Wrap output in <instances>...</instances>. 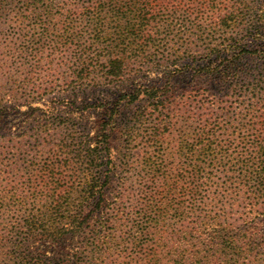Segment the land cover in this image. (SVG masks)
Here are the masks:
<instances>
[{
    "label": "trees",
    "instance_id": "1",
    "mask_svg": "<svg viewBox=\"0 0 264 264\" xmlns=\"http://www.w3.org/2000/svg\"><path fill=\"white\" fill-rule=\"evenodd\" d=\"M84 1L93 3L95 16L92 21L96 24L93 28L94 50L87 49V55L82 57L110 59L125 57L129 51L140 56L156 45L154 30L163 22L168 4L173 2ZM222 1L177 0L175 7L183 15H191V11L196 13L197 21L211 18L218 12L224 13L223 22H233L244 28L241 38L234 39L236 51L232 58L209 60L202 73L193 76L206 79L203 85L207 88L202 89V94L193 91L188 96L178 95L176 88L167 84L162 89L133 90L120 95L113 104L100 101L77 110L81 117L86 113H97L102 119L97 130L85 126L65 135L57 149L49 153L50 157L44 163L48 165L40 172L39 182L46 187L41 196L50 201L48 210L26 216L22 232L30 241L50 239L61 243L71 240L76 244L93 215L104 214L103 210L110 206L113 212L96 225L85 249L74 251L72 258L70 255L64 257V254L59 257L20 254V264H163L162 251L176 240L195 241L194 245L213 241L216 231L212 228L222 225L214 213L218 208L230 215V220L235 215L232 209H240L243 203L248 204L250 215L264 214V95L259 96L264 91V74L258 75L255 67L245 63L246 55L252 49L264 52V0H250L256 7L245 0ZM192 2L195 4L190 5ZM5 4L2 0L0 7ZM40 4L41 0H38L36 7ZM156 16L160 20L153 25ZM119 60L112 59L104 66L106 70L101 72L99 79H94L98 86L102 81L118 82L123 78L121 73L115 74L123 68H120ZM83 77L82 72L79 73L75 82H81ZM176 78L180 80L181 76L169 81ZM210 91L215 92L214 99L218 98L217 94H222V99L212 103L221 105L218 106L219 115L215 117L211 112L210 120L195 126L191 125L192 114L188 111L180 131L175 125V117L169 113L177 95L188 109L191 102L203 96V92L209 94ZM245 94L250 95V103L241 100ZM237 101H240L241 110L233 112L232 105ZM123 104L125 108L138 104L132 120H120ZM210 108L214 107L207 110ZM6 112L0 101V125L5 123ZM55 121L53 125L58 128L74 125L81 128L80 123L74 124L67 117ZM128 124L133 125L129 127ZM49 131L44 130L47 136ZM93 132L95 135L92 136ZM135 132H138L136 139L133 138ZM174 133H178L179 138L162 140V137H173ZM222 134L225 139L220 140ZM126 137L129 138L125 147L128 152L142 146L140 164L142 170L148 172L150 183L142 187L135 183L128 188L122 184L124 190L117 192L111 201L108 192L113 188L115 176V143ZM2 141L6 142L5 139ZM56 165L70 167L71 181L66 185H61L66 171L59 172ZM123 167L127 168L126 164ZM136 197L140 199L133 201ZM203 247L204 244L194 254L191 264L202 263Z\"/></svg>",
    "mask_w": 264,
    "mask_h": 264
},
{
    "label": "rangeland",
    "instance_id": "2",
    "mask_svg": "<svg viewBox=\"0 0 264 264\" xmlns=\"http://www.w3.org/2000/svg\"><path fill=\"white\" fill-rule=\"evenodd\" d=\"M4 1L5 7H0V101L7 112L5 123L0 125V264H20V254H45L48 257L64 254V257L70 255L72 258L74 251L85 249L96 225L111 215V206L103 210L104 214L93 215L76 244L71 240L61 243L50 239L30 241L22 232V224L26 216L48 210L50 201L41 196L46 187L39 182L40 172L48 165L44 163L50 157L49 153L57 149L65 135L85 126L97 130L102 119L100 114L86 113L81 117L77 110L100 101L113 104L120 95L133 90L162 89L167 84L173 85L178 95L188 96L193 91L202 94V89L207 88L203 85L206 79L193 76H199L209 60L232 58L236 51L234 39L241 38L244 28L233 22H223L225 15L220 12L197 21V14L192 11L189 12L191 15L176 11L177 0H173L168 4L169 13H164L163 22L154 30L156 45L151 46L147 53L135 56L129 51L125 57L111 59L82 57L87 55V49L94 50L93 28L96 22L92 21L95 16L92 2L41 0L40 6L36 7L38 0ZM245 1L252 7L257 6L250 0ZM159 20L160 17L156 16L153 25ZM246 57L248 62L245 60V63L255 67L258 75L264 74V52L254 48ZM95 59H100V62L92 63ZM112 59H120V68H123L115 74L121 73L123 78L118 82L102 81L98 86L94 79H99L101 72L106 70L104 66ZM81 72L84 77L77 83L75 77ZM176 76H181L180 80L169 81ZM214 93L203 92V96L191 102L188 109L177 95L174 107L169 110L175 117L176 127L182 131L188 111L192 114L191 125L195 126L210 120L208 115L211 112L215 117L219 115L218 106L221 105L212 103L222 99V94H217L218 98L214 99ZM259 94L264 95V91ZM241 100L250 103V95L241 96ZM239 102L232 105L233 112L241 110ZM123 106L120 120H132L138 104ZM208 107L214 108L207 110ZM61 117L72 119L74 124L80 123L81 128L78 125L54 126L55 119ZM46 129L50 130L49 136L44 132ZM136 135L138 132L133 138L136 139ZM178 136L174 133L173 137H162V140L166 142ZM128 139L122 138L115 143V176L113 188L108 192L111 201L117 192L124 190L122 184L128 188L135 183L138 187L150 183L148 172L142 170L140 164L142 146L135 152L128 144L131 150L128 152L125 148ZM219 139L223 140L225 136L222 134ZM129 153L136 156L131 157ZM124 164L127 168L123 167ZM56 169L66 171L62 186L71 181L70 167L56 165ZM138 199L136 197L133 201ZM248 207L243 203L240 209L233 208L235 215L231 220L221 208L214 210L222 225L212 228L216 231L213 241L194 245L195 241L176 240L162 251L163 264H191L202 244L201 264H264V214L252 216Z\"/></svg>",
    "mask_w": 264,
    "mask_h": 264
}]
</instances>
